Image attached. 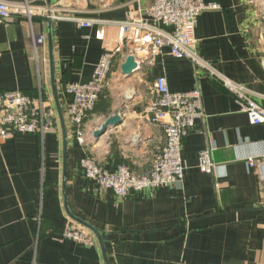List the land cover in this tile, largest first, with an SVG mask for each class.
<instances>
[{"label": "crops", "instance_id": "0c3cea01", "mask_svg": "<svg viewBox=\"0 0 264 264\" xmlns=\"http://www.w3.org/2000/svg\"><path fill=\"white\" fill-rule=\"evenodd\" d=\"M28 1L49 6L47 0ZM153 1L87 0L78 17L95 21L92 27L69 21L52 25L63 108L68 99L64 87L89 81L103 53L118 46V23ZM205 1L217 3L220 10L205 12L198 20L195 36L200 54L221 76L254 92L264 106V39L259 36L264 27L263 0ZM60 3L63 0H51ZM33 30L47 36L48 46V20L35 18ZM33 57L26 19L13 17L0 23V93L21 91L37 99L44 91L45 99L54 103L49 47L47 55L39 53L38 61ZM127 57L126 53L119 57L112 86L86 128L99 127L124 106L123 123L99 142L92 138L89 145L81 146L65 119L67 201L61 126L56 133L18 134L0 143V264H105L99 243L84 247L59 241L68 226H82L69 215L66 204L71 215L99 231L110 264H264L260 179L248 165L249 158L264 156V125L252 126L219 80L209 79L167 49L155 66L144 65L129 78L121 73ZM159 76L166 77L175 93L198 87L205 117L184 140L181 188L143 191L120 200L87 180L80 161L87 154L110 172L119 165L138 174L150 169L165 141L163 129L146 117ZM202 151H209L217 164L212 174L199 168Z\"/></svg>", "mask_w": 264, "mask_h": 264}, {"label": "built area", "instance_id": "2783aa9c", "mask_svg": "<svg viewBox=\"0 0 264 264\" xmlns=\"http://www.w3.org/2000/svg\"><path fill=\"white\" fill-rule=\"evenodd\" d=\"M86 1L63 0V3L57 5L40 6L28 0H0V23L13 17L26 19L31 33L33 59L38 61L40 52L48 54V46L47 36L34 32V19L50 20L53 25L69 21L79 27L90 28L95 21L78 17ZM218 10L220 6L217 3L205 0H154L144 11L129 13L126 20L118 23V46L103 53L90 80L69 83L64 87L63 94L68 99L62 110L76 142L81 146L89 145L88 141L103 124L104 121L99 127L90 130L86 128V123L95 113L101 97L112 86L111 78L119 57L124 53L134 56L138 69L144 65L153 67L165 49L174 58L191 62L197 71L205 73L209 79L219 80L234 95L250 124L264 125V106L256 101V94L221 76L199 52V42L195 36L198 20L203 13ZM261 17L264 24V13ZM263 29L259 33L261 40L264 39ZM261 63L264 69V59ZM146 117L152 124L161 127L165 134L164 145L157 149L150 169L138 174L127 165H119L115 172H110L101 162L86 154L80 161V169L87 180L95 183L98 190L110 192L117 199L125 200L143 191L163 189L174 192L183 185L184 140L196 128L197 121L205 117L201 90L196 87L190 91L175 93L170 90L166 77L159 76L152 86ZM59 130L55 104L45 99L44 91L37 99L21 91L0 93V143L18 134L44 136ZM248 165L259 173L260 196L264 204V156L249 158ZM199 168L207 174H212L217 168L209 151L199 154ZM59 241H71L84 247H93L98 243L90 231L74 225L62 231Z\"/></svg>", "mask_w": 264, "mask_h": 264}, {"label": "water", "instance_id": "95a60500", "mask_svg": "<svg viewBox=\"0 0 264 264\" xmlns=\"http://www.w3.org/2000/svg\"><path fill=\"white\" fill-rule=\"evenodd\" d=\"M48 5H51V0H47ZM52 21L48 20V28H49V33H48V47H49V63H50V73H51V86H52V93H53V98H54V103H55V108L58 114L62 134H63V151H64V171H63V194H64V199L67 201V128H66V123H65V118L62 110V106L60 103V98H59V92L56 84V73H55V59H54V39H53V34H52ZM138 70L137 68V62L135 61V57L130 55L126 58L125 62L123 63L121 67V72L122 75L125 78H129L132 76L136 71ZM123 107L120 109L116 110L115 113L106 119L103 124L94 132L93 138L95 141L99 142V140L108 133L109 130L111 129H116L118 128L122 123V112H123ZM137 141V140H135ZM66 210L69 213V215L80 225L85 227L86 229L90 230L92 233H94V236L96 237L101 250L103 254V258L105 261V264H110L108 256H107V251H106V246H105V241L99 231L95 229L93 226L89 225L88 223L82 221L81 219L74 217L71 215L68 206L66 204Z\"/></svg>", "mask_w": 264, "mask_h": 264}, {"label": "rangeland", "instance_id": "374dc122", "mask_svg": "<svg viewBox=\"0 0 264 264\" xmlns=\"http://www.w3.org/2000/svg\"><path fill=\"white\" fill-rule=\"evenodd\" d=\"M261 3H263V5H264V0L261 2ZM264 13V12H263ZM263 13H261V15H263ZM263 32H264V29H263ZM125 90V89H124Z\"/></svg>", "mask_w": 264, "mask_h": 264}]
</instances>
